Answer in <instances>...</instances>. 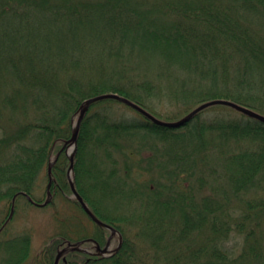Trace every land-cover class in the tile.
<instances>
[{
  "label": "trees",
  "instance_id": "trees-1",
  "mask_svg": "<svg viewBox=\"0 0 264 264\" xmlns=\"http://www.w3.org/2000/svg\"><path fill=\"white\" fill-rule=\"evenodd\" d=\"M108 92L163 120L216 98L264 114V0H0V264H54L69 243L92 250L59 264H264V122L230 105L172 127L91 103L73 182L114 231L87 213L68 151ZM48 192L58 231L34 254L7 226Z\"/></svg>",
  "mask_w": 264,
  "mask_h": 264
},
{
  "label": "water",
  "instance_id": "water-1",
  "mask_svg": "<svg viewBox=\"0 0 264 264\" xmlns=\"http://www.w3.org/2000/svg\"><path fill=\"white\" fill-rule=\"evenodd\" d=\"M108 97H111V98H117L119 99L120 101H123L125 102L126 104L132 106L133 108L139 110L140 112H142L143 114L149 116L153 121H155L156 123L158 124H162V125H167V126H172V127H176V126H180V125H183L184 123H186L187 121H189L197 112H199L200 110L210 106V105H213V104H226V105H230L236 109H238L239 111L249 115V116H252L254 118H257L261 121L264 122V114L259 112V111H256L248 106H245V105H242L240 103H237V102H234L232 100H229V99H222V98H216V99H211V100H208V101H205V102H202L201 104L197 105L196 107H194L190 112H188L186 115L182 116L181 118L179 119H176V120H163V119H160L156 116H154L151 112H149L148 110H146L144 107H142L141 105H139L138 103L132 101L131 99L125 97V96H122V95H119L118 93H114V92H108V93H104V94H100V95H97V96H94V97H91L89 99H87L84 103V105L82 106V109H81V112L75 122V126H74V133H73V136H72V140L74 141V144L70 147L68 153L70 155V166L68 168V176H69V179H70V183H71V188H72V191H73V196H75L76 198H78V200L81 202L82 206L84 207V209L87 211V213L94 219L96 220L97 222H100L101 224L105 225L106 227L110 228L112 231L113 228L111 225L99 220L90 210V208L88 207V205L86 204V202L84 201V199L82 198V196L79 194V192L77 191L75 185H74V182H73V166H74V154H75V151H76V147H77V143H76V140H77V136H78V132H79V128H80V124H81V121L86 113V111L88 110L89 106L91 103L97 101V100H100V99H103V98H108ZM54 161L51 162V164H53ZM51 171V167H49V172ZM49 196L48 198L46 199L45 202H37L35 201L31 196H28L29 200L39 204V205H45L47 203V201L50 199L51 197V194L50 192H48ZM97 247L99 249H101L102 252H110L112 249H111V239L109 238L106 245L103 247V248H100L99 245H97ZM69 249H80V250H83V251H88L87 248L85 247H82L80 245H72L71 243H69L68 246L62 248L56 255L55 257V261H54V264H59V260H60V257L63 253H65L67 250Z\"/></svg>",
  "mask_w": 264,
  "mask_h": 264
},
{
  "label": "rangeland",
  "instance_id": "rangeland-1",
  "mask_svg": "<svg viewBox=\"0 0 264 264\" xmlns=\"http://www.w3.org/2000/svg\"><path fill=\"white\" fill-rule=\"evenodd\" d=\"M169 110L174 111L175 109L170 108ZM46 186L47 182L44 174V177L41 180L40 190L36 194L38 197L43 196ZM45 205L31 202L26 196H20L18 206L15 207L14 210V217L7 226V232H9V234L11 233L10 235L19 232H27L31 234V246L34 254L50 236L58 231V224L53 216L55 208ZM235 243V238H232L229 241V245L231 246ZM116 244L117 238H114L111 243V249L115 248ZM88 249L92 250V247H89Z\"/></svg>",
  "mask_w": 264,
  "mask_h": 264
}]
</instances>
